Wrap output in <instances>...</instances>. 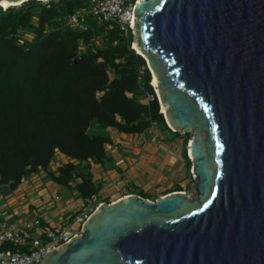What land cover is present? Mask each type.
<instances>
[{
	"label": "water",
	"instance_id": "95a60500",
	"mask_svg": "<svg viewBox=\"0 0 264 264\" xmlns=\"http://www.w3.org/2000/svg\"><path fill=\"white\" fill-rule=\"evenodd\" d=\"M132 33L195 195L101 202L38 264H264V0H138Z\"/></svg>",
	"mask_w": 264,
	"mask_h": 264
},
{
	"label": "trees",
	"instance_id": "16d2710c",
	"mask_svg": "<svg viewBox=\"0 0 264 264\" xmlns=\"http://www.w3.org/2000/svg\"><path fill=\"white\" fill-rule=\"evenodd\" d=\"M88 6L89 0H25L0 6V183L4 184L0 189L4 192L45 172L50 182L80 199L97 195L106 200L91 165L101 163L104 168L114 162L112 151L106 149L119 145L112 130L141 135L155 127L173 133L182 138L190 170L189 133L167 126L146 61L131 47L132 34L88 14ZM78 13V24L72 26L70 17ZM59 154L65 159L53 170L50 163ZM174 190L181 187L162 194ZM135 191L155 198L147 190ZM32 231L36 233V229L18 232L29 240ZM37 235L45 240L43 231Z\"/></svg>",
	"mask_w": 264,
	"mask_h": 264
},
{
	"label": "rangeland",
	"instance_id": "374dc122",
	"mask_svg": "<svg viewBox=\"0 0 264 264\" xmlns=\"http://www.w3.org/2000/svg\"><path fill=\"white\" fill-rule=\"evenodd\" d=\"M154 88L157 97V87L154 86ZM159 100L161 101V95ZM98 129H101V132H108L107 129H102L100 127H98ZM111 132L113 139H115V141L119 140L121 143L118 142L119 146L117 147H110V145L108 147L106 145V149L109 151L111 150L115 155H119L124 162V167L126 166L124 170L128 183L120 186L122 192L132 191L135 193V190L145 188L147 194L152 193L156 198L163 195L162 193L165 189L169 190L171 187L180 186L183 195L187 197L195 195V179L191 172V167L189 171L186 170L187 166L182 153V138L175 137L174 134L169 131H166L167 133L159 132L155 127L152 128L150 132H144L141 135L120 134L116 133L114 130ZM122 137H124V139ZM113 148H117L116 151ZM121 166L123 167V164H121ZM129 166L133 167L132 170H137L139 172L138 177H133V171L131 169L127 171V167ZM108 189L110 192L113 191L112 188H108L106 181L103 182V191L107 195L109 201H111L115 196H111L112 194L108 192ZM4 193V191L0 192V206H4L7 203V197ZM101 194L104 193L102 192ZM5 219L9 223L13 220V216L6 215ZM63 226H60L59 229L63 228Z\"/></svg>",
	"mask_w": 264,
	"mask_h": 264
},
{
	"label": "crops",
	"instance_id": "0c3cea01",
	"mask_svg": "<svg viewBox=\"0 0 264 264\" xmlns=\"http://www.w3.org/2000/svg\"><path fill=\"white\" fill-rule=\"evenodd\" d=\"M122 138L124 139V137ZM117 142L121 143L119 140ZM112 155L114 162H111V164L108 163L106 166H104V168L102 167L101 163L93 164L92 170L94 173V178L102 183L101 193L103 192V195H106L103 191V182L106 181L108 188H112L113 190L110 192L108 189V192L112 194L111 196H115L113 198V200H115L122 192L120 186L126 185L128 180L124 170L126 166L124 167L122 158L117 154L115 155L114 153H112ZM63 157L64 156L62 154H59L61 162L64 161ZM121 164H123V167ZM56 165H58V163H56ZM127 168V171L133 169L132 166ZM132 171L133 177L139 176V172L137 170ZM118 181L119 183H117ZM172 188L174 187H171L170 189ZM44 190H46V192H44ZM144 190L146 189L144 188ZM127 193L129 194L131 191H127ZM4 194L7 197V203L4 206H0V219H5L6 215L13 216V220L9 222V224L14 229L19 231H25V222L35 217L40 220L42 224L40 227L58 229L60 226H65L68 222H71L74 215L82 207L81 199L75 195V192L73 193L61 185L53 184L44 173H40L36 177L32 176L31 178L23 180L21 184H19L14 190L6 191ZM55 195L58 197L54 198ZM104 201L110 202L107 197ZM31 235H34V232Z\"/></svg>",
	"mask_w": 264,
	"mask_h": 264
},
{
	"label": "built area",
	"instance_id": "2783aa9c",
	"mask_svg": "<svg viewBox=\"0 0 264 264\" xmlns=\"http://www.w3.org/2000/svg\"><path fill=\"white\" fill-rule=\"evenodd\" d=\"M138 0H89L88 14L98 17L109 25L118 26L123 34L132 33L134 8ZM80 13L70 17V24L77 25ZM133 34V33H132ZM1 186V185H0ZM95 197L84 198L81 209L75 214L73 220L61 229L40 228L39 219L33 218L25 222L26 229H36V233L29 240L21 235L7 221L0 219V264H38L41 259L57 246L68 243L73 236L82 231V224L94 211ZM44 232L45 240L37 235ZM28 243V245H27Z\"/></svg>",
	"mask_w": 264,
	"mask_h": 264
},
{
	"label": "clouds",
	"instance_id": "9594fccd",
	"mask_svg": "<svg viewBox=\"0 0 264 264\" xmlns=\"http://www.w3.org/2000/svg\"><path fill=\"white\" fill-rule=\"evenodd\" d=\"M25 1V0H24ZM42 1V0H41ZM19 5V4H18ZM8 6H11V5H8ZM8 6H6V7H8ZM2 7V6H1ZM6 7H2V8H6ZM73 26V25H72ZM132 34V33H131ZM131 47L134 49V51L136 52V53H138L139 55H141L142 56V54L141 53H139V52H137V50L133 47V34H132V41H131ZM143 57V56H142ZM144 58V57H143ZM145 59V58H144ZM146 61V60H145ZM152 79V78H151ZM151 85H153L152 83H151ZM153 88H154V86H153ZM155 89V88H154ZM155 91V90H154ZM158 99V98H157ZM160 105V104H159ZM160 111H161V109H160ZM162 113H163V111H161ZM108 147H109V145H107ZM64 158V157H63ZM65 159V158H64ZM63 162V161H62ZM56 163H58V165H56ZM61 164V161H60V158H59V155H57L55 158H53L52 159V161H51V163H50V167H51V169H55L57 166H59ZM93 165V164H92ZM91 165V166H92ZM40 173H44L45 174V176L47 177V175H46V173L45 172H39L38 173V175L40 174ZM37 174H36V176H38ZM117 183H119V181L117 182ZM0 187H2V186H4V184H1L0 183ZM44 192H46V190H44ZM179 192H181V191H179ZM183 192V191H182ZM130 194V193H129ZM127 195V194H126ZM95 197V205H97L96 206V208L98 207V205L101 203V202H105L104 200H98V198H97V195H92L91 197ZM121 196H123V195H120L119 197H121ZM140 196V195H139ZM58 196L57 195H55V197L54 198H57ZM91 197H89V198H91ZM118 197V198H119ZM144 198V197H143ZM84 198H81V202H82V200H83ZM149 199V198H148ZM151 200H153V199H151ZM114 201V200H113ZM110 202H112V201H110ZM106 203H109V202H106ZM95 208V209H96ZM94 209V210H95ZM75 216V215H74ZM36 218V217H35ZM74 218V217H73ZM3 220H5L6 221V219H3ZM8 223V222H7Z\"/></svg>",
	"mask_w": 264,
	"mask_h": 264
},
{
	"label": "bare ground",
	"instance_id": "6f19581e",
	"mask_svg": "<svg viewBox=\"0 0 264 264\" xmlns=\"http://www.w3.org/2000/svg\"><path fill=\"white\" fill-rule=\"evenodd\" d=\"M138 2V1H137ZM12 4H14V3H12L11 2V0H0V5L2 6V7H6V6H8V5H12ZM134 21V20H133ZM133 47L137 50V52H139V53H141V54H143L142 53V51L138 48V46H137V44L133 41ZM144 55V54H143ZM151 82H152V84L155 86V87H158V84H157V78H156V76L153 74V76H152V79H151ZM156 91L158 92V95H159V98H160V92H159V90H158V88L156 89ZM161 109H162V111L164 112V113H168V111H167V108H166V106H165V104H164V102H163V100H162V98H161Z\"/></svg>",
	"mask_w": 264,
	"mask_h": 264
}]
</instances>
